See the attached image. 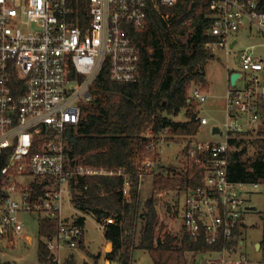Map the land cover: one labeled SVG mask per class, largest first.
I'll return each mask as SVG.
<instances>
[{"label":"built area","instance_id":"1","mask_svg":"<svg viewBox=\"0 0 264 264\" xmlns=\"http://www.w3.org/2000/svg\"><path fill=\"white\" fill-rule=\"evenodd\" d=\"M159 7H175L179 0H157ZM87 8L82 9V3ZM149 0H0V257L11 260L16 239L24 234L22 215L39 223H53L44 238L51 261L67 264L64 251L80 247L85 226L66 209L72 202L73 182L80 177L115 176L122 172L98 170L72 159L67 132L84 118L92 100L91 87L105 66L111 80H137L139 54L128 36L131 27H147ZM259 0H209L212 41L206 48L233 54L239 37L264 39V13ZM256 46L236 55L238 78L226 96V139L223 142H185L181 160L198 170L202 184L185 188L183 233L191 241L209 245L237 242L235 232L245 224L248 187L257 190L264 182L240 183L229 178V137L255 133L264 125V58ZM206 91L195 87L189 102L201 105ZM200 128L209 120L198 114ZM215 127V126H214ZM213 127V128H214ZM168 128L151 140L144 157L145 174L156 166L151 154ZM221 131V128H220ZM193 175V174H192ZM40 189V192L37 191ZM123 196L130 198L126 182ZM113 222V220H108ZM235 244L225 247L210 264H249L230 259Z\"/></svg>","mask_w":264,"mask_h":264},{"label":"trees","instance_id":"2","mask_svg":"<svg viewBox=\"0 0 264 264\" xmlns=\"http://www.w3.org/2000/svg\"><path fill=\"white\" fill-rule=\"evenodd\" d=\"M81 8H87V2H83ZM258 9L264 13V0H259ZM147 12L144 30L128 29V36L139 54L137 80L114 82L109 67L105 66L91 87L92 100L84 107V118L67 132L72 159L98 170L122 172L115 176L80 177L74 181V215L82 225L86 223V216L91 215L104 226L105 239L111 245L106 256L110 262L133 264V253L144 250L154 264H188L189 253L220 252L236 241L228 245L222 241L209 245L203 239L194 242L184 235L177 244L178 238L160 223L155 197L142 205L139 189L141 177L145 175L144 157L151 142L146 136L149 130L159 136L168 128L171 140L185 141L192 140L200 131L198 113L194 103L188 100L193 86L209 88L206 66L216 55L206 44L212 41L209 30L213 19L209 0H179L172 8L159 7L157 0H149ZM182 111L186 120L176 121ZM250 134L229 137V178L233 182H264V131H259L261 137L253 141L257 158L251 164L242 160L247 152L246 136ZM2 167L0 161V170ZM172 171L173 177H156L155 191L202 184L195 167L186 166L185 173ZM178 176L183 178L180 185ZM126 182L130 184L129 199L123 196ZM39 228L38 260L48 263L50 252L43 240L52 235L53 223L41 220ZM235 234L239 237V230ZM80 247L83 248V243ZM0 264L13 263L0 257Z\"/></svg>","mask_w":264,"mask_h":264},{"label":"rangeland","instance_id":"3","mask_svg":"<svg viewBox=\"0 0 264 264\" xmlns=\"http://www.w3.org/2000/svg\"><path fill=\"white\" fill-rule=\"evenodd\" d=\"M256 46L255 54L257 57L264 58V39L257 37H247L246 33H242L239 37V43L228 56L226 51H219L215 60L206 66L207 81L209 88L202 85L193 86L200 87L206 91L207 100L201 105L194 104L195 111L201 116L209 120L207 126H202L194 139L202 142L214 141L223 142L226 139V131L224 123L226 122V96L229 91L228 69L239 70L237 65L238 52ZM209 89V90H208ZM176 121H185V111H182ZM221 128V134L214 135L213 127ZM259 131H264V126H260L257 132L246 136L247 152L243 155L242 160L251 164L257 158V147L253 141L260 138ZM187 140H178L171 136L161 139L159 146L156 148V154L150 155L155 161L156 166L148 173L141 177L140 198L142 205L151 197H155L157 211L160 223L166 226V231L177 237V244L182 241L183 233V211L185 203V187L177 186L175 190L155 191L154 181L158 175L164 178L173 177L175 170L178 173H185V165L181 159L178 161L176 157L182 156ZM178 185L183 181L180 176L177 177ZM251 195L247 196V205L255 208L249 211L245 216V225L241 231V241L243 245H239L237 253L230 256V259H241L245 257L249 264H264V185L257 190L248 187ZM75 209H66V216L75 214ZM26 221L25 234L17 237L16 252H9L12 258H17L20 262L13 264H37L38 246L40 241L39 223L37 220L30 218L28 215H22ZM141 236V228L138 229L137 240ZM107 241L104 236V230L95 218L91 215L86 216L85 224V248H77L72 251H64L63 259L72 254L73 264H119L118 262H110L105 258ZM261 246V247H260ZM219 258L215 253L210 254H187L188 264H209V261ZM7 259V258H6ZM6 259H3L6 261ZM133 264H154L151 256L144 250H136L133 253Z\"/></svg>","mask_w":264,"mask_h":264},{"label":"crops","instance_id":"4","mask_svg":"<svg viewBox=\"0 0 264 264\" xmlns=\"http://www.w3.org/2000/svg\"><path fill=\"white\" fill-rule=\"evenodd\" d=\"M239 70H230V69H228V83H229V88H230V77H231V75L233 74V73H236V72H238ZM208 80V79H207ZM209 82V81H208ZM209 90V89H208ZM181 157L178 155L177 157H176V160L178 161L179 159H180ZM22 220H23V222L25 223V229H26V227H27V225H26V221L23 219V218H21ZM262 219H264V217H262ZM86 224V223H85ZM183 224V223H182ZM245 225V224H244ZM244 225L239 229V232H240V236L237 238V242H236V244H235V248H234V252H232L230 255H235L236 253H237V251H238V247H239V245H243V242L241 241V239H240V237H241V231H242V229L244 228ZM85 226V225H84ZM102 227H103V230H104V226L103 225H101ZM24 229V234H25V230ZM39 230H40V228H39ZM107 241V240H106ZM107 248H106V253H105V258H106V256H107V254L111 251V245H110V243H108V241H107ZM261 247V246H260ZM14 249H13V252H16V248H17V240H16V242H15V245H14V247H13ZM79 248H82V247H79ZM83 248H85V236H84V240H83ZM147 252V251H146ZM38 254V253H37ZM208 254H210V253H208ZM216 254V253H215ZM218 255V254H217ZM219 257H220V255H218ZM12 258V257H11ZM107 259V258H106ZM217 259V258H216ZM8 261H13V262H15V263H17V262H19L18 260H17V258H12L11 260H8ZM107 261H109V260H107ZM67 262H73V255L72 254H70L68 257H67ZM20 263V262H19ZM210 264V263H209Z\"/></svg>","mask_w":264,"mask_h":264},{"label":"water","instance_id":"5","mask_svg":"<svg viewBox=\"0 0 264 264\" xmlns=\"http://www.w3.org/2000/svg\"><path fill=\"white\" fill-rule=\"evenodd\" d=\"M241 73H238V72H236V73H233L232 75H231V77H230V84L232 85V86H235L236 85V82H237V80H238V78H240L241 77ZM213 134L214 135H218V134H221V131H220V127H218V126H215L214 128H213ZM250 209H252V210H255V208H253V207H250ZM160 240H159V244H160Z\"/></svg>","mask_w":264,"mask_h":264}]
</instances>
